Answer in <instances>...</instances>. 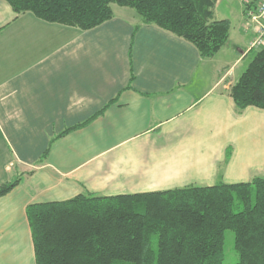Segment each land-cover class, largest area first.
Wrapping results in <instances>:
<instances>
[{"label": "crops", "instance_id": "obj_1", "mask_svg": "<svg viewBox=\"0 0 264 264\" xmlns=\"http://www.w3.org/2000/svg\"><path fill=\"white\" fill-rule=\"evenodd\" d=\"M240 5L204 58L131 7L84 30L0 0V184L20 177L0 196V264H36L31 204L264 176V108L230 94L254 51Z\"/></svg>", "mask_w": 264, "mask_h": 264}, {"label": "trees", "instance_id": "obj_2", "mask_svg": "<svg viewBox=\"0 0 264 264\" xmlns=\"http://www.w3.org/2000/svg\"><path fill=\"white\" fill-rule=\"evenodd\" d=\"M6 1L17 14L31 11L84 30L113 18L114 3L131 7L142 23L185 38L204 58L230 36L231 21L215 17L218 0ZM230 94L237 112L264 108V45L254 49ZM19 181L0 184V196ZM27 214L36 264H223L228 229L235 234V264H264V176L134 194L82 193L31 204Z\"/></svg>", "mask_w": 264, "mask_h": 264}, {"label": "rangeland", "instance_id": "obj_3", "mask_svg": "<svg viewBox=\"0 0 264 264\" xmlns=\"http://www.w3.org/2000/svg\"><path fill=\"white\" fill-rule=\"evenodd\" d=\"M240 6L241 5L238 0H230L229 2H226V0L219 1L215 7L216 17L217 18L230 17L232 21H235L237 24H239L241 21ZM253 56H254V51H252L240 64L239 68L237 69V73H239L241 69H243L248 64V62ZM234 242H235L234 231L231 229L226 230L225 245H224L225 259L223 264H235L236 261L238 260V255L234 249ZM122 264H132V263H122Z\"/></svg>", "mask_w": 264, "mask_h": 264}, {"label": "built area", "instance_id": "obj_4", "mask_svg": "<svg viewBox=\"0 0 264 264\" xmlns=\"http://www.w3.org/2000/svg\"><path fill=\"white\" fill-rule=\"evenodd\" d=\"M243 5L244 30L252 33L247 51L264 45V0H239Z\"/></svg>", "mask_w": 264, "mask_h": 264}]
</instances>
